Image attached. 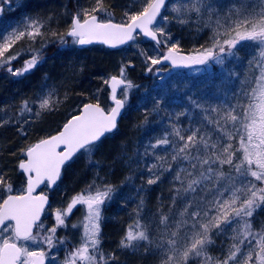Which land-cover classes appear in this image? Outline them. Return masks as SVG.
I'll list each match as a JSON object with an SVG mask.
<instances>
[{"label":"snow or ice","instance_id":"obj_1","mask_svg":"<svg viewBox=\"0 0 264 264\" xmlns=\"http://www.w3.org/2000/svg\"><path fill=\"white\" fill-rule=\"evenodd\" d=\"M167 2L141 0L136 11H125L124 19L114 22L105 0H94L89 7H78L64 31L51 28L50 16L29 18L13 31H9L11 26L0 30V67L7 66L13 76L37 67L48 36L62 46L71 38L75 45L100 43L113 49L143 36L155 42L160 53L149 55L143 49L138 53L147 73L164 71L155 66L165 61L173 68H190L209 62L223 66L231 57L244 66L243 72L228 70L229 78H239L240 88L227 101L213 104L191 91L186 93L189 111L169 113L170 120L174 116L178 121L180 116L199 110L188 127L172 122L141 155V159L151 156L155 160L146 166L150 173L147 185H156L165 173H171L167 211L158 204L155 213L146 215L141 198L116 250L105 252L101 247L102 213L106 202L116 195V185L93 180L64 207L52 211L51 226L41 219L45 207L50 206L49 196L37 189L55 186L64 165L77 153L89 163H98L93 156L102 138L117 129L131 90L139 87L129 78L133 62H121L115 75L103 79L110 106L102 107L98 97L96 102L83 103L56 134L20 149L24 158L17 168L24 175V187L14 189L11 178L0 170V264H46L54 248L64 250L62 260L57 261L55 253L51 256L56 264H123L121 256L126 252H140L155 258L156 264H264V224L254 227L253 221L257 210L264 208V0H234L228 6H218L212 0H186L171 5L175 13L171 19L176 23L194 21L211 29L207 45L189 53L167 30ZM100 12L106 13V18L96 15ZM38 38L39 48L30 46L31 57L14 69L11 65L20 51L12 53L13 46L23 39L34 45ZM242 42H251L250 58L240 56L245 46ZM67 99L66 92L61 98L56 88L42 86L35 98L21 101L15 119L18 133L26 139L36 119L57 111ZM149 112H167L166 94L153 99L142 125L149 122ZM10 123L5 117L0 127ZM156 149H163V154ZM78 205L83 206V217L70 224L69 217ZM69 227L80 229L78 242L57 235L58 229L67 231ZM217 238H223L220 245ZM213 247L221 254L212 255Z\"/></svg>","mask_w":264,"mask_h":264},{"label":"trees","instance_id":"obj_2","mask_svg":"<svg viewBox=\"0 0 264 264\" xmlns=\"http://www.w3.org/2000/svg\"><path fill=\"white\" fill-rule=\"evenodd\" d=\"M110 1L105 0V4L107 7L113 8ZM27 2L28 0H25L24 5L0 18V30L11 26L9 29L12 28V30L10 29L9 31H13L17 27L22 28L29 18L50 16L53 19L50 25L51 28L53 30L64 31L71 21V16H69V14L67 15L68 12L65 13L67 16L65 19L60 16L58 11L57 15L56 12L51 13L43 11L45 7L43 5L41 6V3H30L29 5ZM51 2L52 1L48 2L47 0L44 5L58 8V5L56 6ZM70 2H72V4H70L71 11L69 13L72 12L74 14L78 8H75L74 0H70ZM81 5L82 7L87 6L85 4ZM227 5L228 4H226V6ZM41 11L45 12V14L40 15ZM195 30H197V28ZM210 35V28H206L204 31L199 26L197 31L191 33V38H184L181 36L175 38L179 40L183 51L189 53L194 48L207 45ZM176 36L179 35L177 34ZM67 39L68 41L70 40V38ZM46 40L47 47L42 50L43 61L37 66L36 70H38L35 71L30 78H12L11 73L6 71V67L0 68V121L5 117H8L12 121V123L0 127V151L4 154L2 161L5 160V162L0 164L1 166L3 165L4 169H8V171L11 172L10 178L12 183L19 182L20 180L18 177L21 173L17 168V164L20 159L24 158L20 149L25 148L28 144L35 143L41 137L56 134V132L62 128L65 121H67L68 115L76 109L75 106L79 103L96 102L98 97L101 106H106L103 97L106 99L109 96V89L103 84V79L107 78L109 75H113L110 70L112 67L108 57L114 58V56H118L123 61L126 57L122 56V54L124 55L125 51L129 48L127 47L114 51L102 47V49H99L100 47L98 46L88 48L75 46L74 48H68L66 45L62 46L56 42L55 37L48 36ZM40 43L41 41L39 38L34 45H31V42L27 39L18 41L11 49L12 53H16L18 50L20 51L19 58L15 60L17 61L15 67H18L21 62L31 57V52L29 51L30 46L39 48ZM152 46L155 45L153 44ZM96 50H99L101 53H96ZM127 61H132L133 64L138 67L137 59L134 57H131L129 60L126 59L125 62ZM155 68L159 69L162 67L158 65L155 66ZM194 68L195 67L189 70H175L164 67V73L158 75L156 74L157 72L154 73L155 69L153 73H147L145 67L141 68L140 72H137V68L130 71V79L139 87L131 90L125 113L121 118L117 131L105 137L100 144L101 151H99L100 153L102 152L101 156L98 157V163L91 168L93 169L91 174L98 175V179L95 178V175H93V179H87V177H85L86 175H81L82 180H84L81 186L83 183H91L92 180H95L96 183L103 180L106 183L116 185L118 188L116 195L113 197V206H107L105 208L101 221V237L103 244L107 245L110 242L108 241L109 239H112V242L118 240L117 233L120 230L125 231L128 224L132 222L133 209L136 208L141 198H143L145 202L144 213L146 215L155 213L158 204H163L164 210L167 211L171 173H165L162 181L156 185L146 184V178L150 175L146 170V166L155 162V160L151 156L141 159L145 146L150 142L155 143L156 138L163 135L166 129H170V125L175 121V117L173 116V119L170 120L169 113L175 114L181 111H189L190 102L187 99L186 93L195 91L200 95L206 96L210 103L217 104L220 102L217 97H214L218 92L216 90L219 89L220 92L222 90L225 91L231 86L230 84L224 85V82L216 78L219 74L217 73L218 70L215 68L213 70H211L212 68L210 70H205L196 76L190 75ZM46 72L49 75V83L44 79V74ZM42 81L46 83L48 87L56 88L61 98H63L66 92L68 99L60 105L57 111L44 113L41 116V119L45 120L44 123L46 126L44 128H49L47 131H43L40 129L41 127L38 128V130L37 128L35 130L32 128L34 131L31 130L28 132L27 138L29 139L26 138L27 140L21 144L22 140L25 138L18 133L17 128L19 125L15 122L20 103L24 99L35 98V94L44 86ZM98 89L101 91L97 92ZM158 94H166L167 112H160L159 114L149 112V122L142 125L140 122L143 119L144 112L151 108L152 101ZM224 94L229 95V92H223V102L228 100V97L225 98ZM161 107H164V105ZM198 112L199 110H196L190 115L180 116L179 120L175 122L184 127H188L190 120L195 121L197 119ZM26 126L28 127V125H25V127ZM53 130H56V132L51 133ZM119 145L120 148H118ZM18 146L19 148L17 149ZM112 148L118 149L113 150ZM109 149L114 152H108ZM163 151V149H156V152L161 154H163ZM12 152H15V155H12ZM133 157H135V159L131 160L130 158ZM76 158L67 165L65 169H83L82 164H79V160L81 159L77 160ZM173 167L175 168V165H173ZM74 170L69 173L70 175L72 174V178H74ZM76 171L75 179L79 180L80 173L79 170ZM109 178H112V182L109 181L111 180ZM77 180H75V182H77ZM60 182L62 186V184H64L63 179L62 181L60 180ZM74 185L77 188L71 193L75 195L79 192L78 188L80 184ZM142 185L143 190H141ZM13 186L14 189H18L16 187L21 185L15 186L14 184ZM19 188H22V186ZM66 192L67 196L68 190ZM157 199H159V201H156ZM52 203L53 199L51 198V204ZM113 213L114 215L116 213L117 216L114 217ZM259 213L263 220L262 224H264V212L261 211ZM108 218L112 220L109 221ZM122 234L123 232L120 234L119 238H121ZM140 255L141 260H138V262L131 260V262H135L134 264H149L145 257L142 258L143 254L140 253ZM122 262H126V260L123 259Z\"/></svg>","mask_w":264,"mask_h":264},{"label":"rangeland","instance_id":"obj_3","mask_svg":"<svg viewBox=\"0 0 264 264\" xmlns=\"http://www.w3.org/2000/svg\"><path fill=\"white\" fill-rule=\"evenodd\" d=\"M47 0H28L27 4L30 5V3H41V6L43 5L45 7V9H43V11H48V12H56V15H57V11L58 13L60 14L61 17H67L65 13H67V15L69 14V16H71L72 18V15L73 13H69L71 11V6L70 4H72V2H70V0H48L49 1H52L56 6L58 5V9L57 7H51V6H45L44 4H46ZM110 1V0H109ZM51 2V3H52ZM75 2V3H74ZM74 5H75V8H78V7H82L81 4H85L87 5L86 7H89L93 2L94 0H74ZM113 5L111 7H108V11L112 13V19L114 22H121L123 19H124V12L125 11H136L139 6H140V3H141V0H114V1H110ZM186 0H175V1H170L166 8L168 9V12L167 14L169 15L170 17V20L167 22V30L171 32V35H172V38L174 40H177L175 37H184V38H191V33H194L195 31L198 30L199 26L205 31L207 27H203L202 25H197V23H195L194 21H190L188 24H179V23H176L175 20H172L171 17L175 15V13L171 12L170 10V6L171 5H174V4H181V3H185ZM213 3L217 4L218 6H226V4L230 5L231 3L234 2V0H212ZM25 4V0H0V9H2V12H0V18L1 17H4L5 15H8L10 13H12L13 11H15L18 7L22 6ZM48 5V4H47ZM227 5V6H228ZM43 8V7H42ZM41 14H45V12H40V15ZM165 14V13H163ZM97 16L101 17L102 19L106 18V13H103V12H100V13H96ZM55 18V17H54ZM57 18V17H56ZM66 19V18H65ZM26 20V19H25ZM53 20V19H52ZM56 20V19H55ZM25 23V22H24ZM160 23H165L163 21H160ZM197 28V30H195ZM205 28V29H204ZM12 30V28H10ZM9 29V30H10ZM185 32V33H184ZM179 35V36H176V35ZM183 35V36H182ZM251 42H245L243 43L245 46L243 47L242 51L240 52V56L241 57H245V56H248L250 58V56L252 55L253 53V49L252 47H250ZM135 45H139V47H136ZM153 43L152 42H148V41H145L142 37H139L132 45L129 46L128 50L125 51V54L122 56H125L127 60H129L131 57H134L135 59H137V64H138V67H136L135 65V68H137V72H140L141 71V68L145 67L144 63H143V60H142V57L138 54L140 52L141 49L145 50L148 52L149 55H159L160 53L156 50L155 46H152ZM75 46H78V45H75L71 42V38L69 40V43L66 45V47L68 48H74ZM240 47V46H238ZM103 48V47H102ZM101 47L99 49H102ZM97 51V52H96ZM94 52L100 54L101 52L99 50H96ZM93 52V53H94ZM104 55V54H102ZM108 57V56H106ZM46 59V58H45ZM106 59V58H105ZM108 59L110 60V65L112 67L111 72L113 75H115L118 71V68H119V65L121 64V62H125V60H121L120 57L118 56H114L113 57H108ZM141 59V60H140ZM43 61V57L40 61V63ZM23 62H21L19 64L18 67H15L17 65V61H13L12 62V67L14 69L16 68H20L21 65H22ZM39 63V64H40ZM168 63V62H167ZM38 64V65H39ZM37 65V66H38ZM245 65H246V61H245ZM162 66V65H161ZM171 65L168 63L167 66H162V68H159V69H164V67L166 68H171L170 67ZM7 67V66H5ZM5 67H0V68H5ZM195 67L194 69H192L193 71H191L192 73H190V75H198V74H201L202 72H204L205 70H213L214 68L217 71V74L218 76L216 77L218 80L220 79L222 82H224L223 84L224 85H227V84H230V88H227L225 91L229 92V95L227 94H224V97L228 99L231 98L232 94L234 91H238L239 88H240V82H239V78H229L228 77V70L229 69H234V70H237L239 72H243L244 71V66H242L238 61H236L235 59L233 58H228L224 65L221 66L219 64H216L214 62H209L208 65L204 66V65H198V66H193ZM37 68V67H36ZM35 69H33L31 72L29 73H25L24 75L22 76H13L11 75L12 78H20V77H28L30 78L34 73L35 71H37ZM48 69V68H47ZM50 70V69H48ZM156 73V71L154 72ZM164 71H160L159 73H156L157 75L158 74H163ZM5 74V73H4ZM130 75L131 73L129 72V78H130ZM215 76V75H214ZM44 79L47 81V83H49L50 79H49V75L47 74V72L44 74ZM30 80V79H29ZM49 80V81H48ZM221 82V83H222ZM43 83V81H42ZM44 85H47L46 83H43ZM34 89V88H33ZM218 91L214 97L219 100L220 103H223V100H222V97H223V92L225 91H221L218 89L216 90ZM120 96V95H119ZM104 101L106 102L105 103V108H107L108 106L111 105L110 103V97L108 96L106 99L103 97ZM227 100V99H226ZM83 103H79L78 105L75 106V110L72 111V113H70L68 115V119L69 117H71V115H74L77 113V109L82 105ZM43 121V122H42ZM45 120L38 118L36 119L32 124H31V128H30V131L33 130L32 128H34V130L37 128H40L42 129L43 131H47L49 128H44L46 125L44 123ZM66 122V121H65ZM27 127V126H26ZM33 130V131H34ZM56 132V130H53L51 133H54ZM29 139V138H27ZM27 139H23L21 144L24 143V141H26ZM19 144V145H21ZM19 148V146L17 147V149ZM101 147H99L98 151H96V153L94 154L93 156V159L95 161L98 162L99 158L101 156ZM120 148V145L119 147ZM118 148H115L113 150H117ZM1 149V148H0ZM15 149V148H14ZM7 150H10V149H7ZM100 150V151H99ZM110 153H113L114 151H111V149H109ZM100 153V154H99ZM99 154V155H98ZM4 156V154L0 151V163H3L5 162V160L2 161V157ZM77 157V158H76ZM75 158L78 160V159H81L79 160V164H82V168L83 169H76V170H79V180L75 179L76 177V170L74 169H64L63 171V174H62V178H61V181L63 179V182L64 184H62V186L60 185L61 182L58 184L60 186H57L54 190H49L48 188H45L43 191H45L48 196H50L52 199H53V203L49 206L47 212H46V216H45V219L43 220L45 225L46 226H51L53 223H54V218L52 216V211L55 209V208H60V207H64L66 205V203L70 200L71 197H73L74 194H72L71 192H73L77 187H75L74 184H80L79 185V192L86 188L89 183H83L82 186H81V183L84 182V180H82L81 178V175L83 174L85 177H87V179H91L93 177V175L95 174H91V172L93 171V169H91L95 164H92V163H89L88 162V159L86 156L84 155H77ZM74 158V159H75ZM131 160H134L135 157L133 158H130ZM0 170H3L6 172L7 176L8 177H11V172L8 171V169H4L3 168V165L1 166L0 164ZM72 170H74V178H72V174L70 175L69 173L72 172ZM21 173V172H20ZM69 174V176H68ZM89 176H88V175ZM98 174V173H97ZM20 180L19 182H13V185L15 184V186L17 185H21L22 187H24L23 185H25V178H24V175L21 173L20 176L18 177ZM72 178V179H71ZM95 178L98 179V175H95ZM77 180V182H75V180ZM93 179V178H92ZM112 182V178H109ZM93 181V180H92ZM92 183V182H91ZM103 183H106L104 182L103 180H101V182L97 183V184H103ZM21 186H17L16 188H19ZM81 186V187H80ZM68 190V195L66 196V191ZM70 191V192H69ZM77 192V193H79ZM76 195V194H75ZM156 201H159V199H157ZM112 207L113 206V199L112 201L110 202H106V204L104 205V208H103V213H102V216L105 212V208L106 207ZM116 210V209H115ZM113 210V211H115ZM264 212V208L262 209H258L257 212L255 213V217H253V221H254V227H259L263 222L261 216H260V213L259 212ZM259 213V214H258ZM83 206H80L78 205L76 209L73 210V214L69 217V222L70 224L71 223H76L78 222L82 217H83ZM119 214V213H117ZM114 215V213H113ZM116 213L114 215V217H116ZM109 221H111L112 219L108 218ZM121 225V224H119ZM118 225V226H119ZM120 228V227H118ZM124 233L123 230H120L117 234H118V240H115L112 242V239H109L108 241H110L107 245L106 244H101V247L105 250V252H108V251H112V250H116V245H117V242L119 241V236L121 233ZM79 233H80V229H72L71 227H69V229L67 231L63 230V229H58V232H57V235L58 236H63V235H67L69 237V239L73 242V243H76L78 242L79 240ZM222 239L223 238H217L216 239V244L217 245H220L222 243ZM224 243H227L226 240L223 241ZM113 243V244H112ZM32 247H36L35 245H32ZM53 253L56 254V260H62L63 259V256H64V250L63 248H60V249H53L52 250V253H49V259L47 260V264H56V261L52 260L51 259V256L53 255ZM211 253L212 255L214 256H217V255H220V251L217 247H213L211 249ZM145 257V259L148 260V263L149 264H156V261H155V258H150V257H147L145 255H142V258ZM125 259L126 262H123V264H134L135 262H131L132 261H136L138 262V260H141V255L140 253H136V254H131V253H124L122 256H121V261ZM137 264V263H136Z\"/></svg>","mask_w":264,"mask_h":264},{"label":"water","instance_id":"obj_4","mask_svg":"<svg viewBox=\"0 0 264 264\" xmlns=\"http://www.w3.org/2000/svg\"><path fill=\"white\" fill-rule=\"evenodd\" d=\"M169 1H170V0H168V2H169ZM168 2H167V3H168ZM167 3H166V5H167ZM162 14H163V12H162ZM142 37H143V36H142ZM144 38H145V37H144ZM145 39L148 40V41H151V40H149L148 38H145ZM151 42H153V41H151ZM131 43H132V42H129L128 44H126V45H122V46H120L119 48H115V49H113V48H109L107 45L100 44V43H93V44H91V45H85V46H80V45H78V46H79V47H82V48H86V47H90V46H93V45H102V46L106 47V48L109 49V50H119V49L125 48L126 46H128V45L131 44ZM154 43H155V42H154ZM243 43H245V42H242V44H243ZM238 46H239V45H238ZM165 63H167V61H165ZM165 63H164V64H165ZM190 68H191V67H190ZM178 69H180V70H187V69H189V68H186V67H180V68H178ZM117 95H118V97H119L120 92H118ZM110 103L112 104L111 100H110ZM125 109H126V107H125ZM125 109L123 110V112H122V114H121V117H120L119 120H118V127H119V123H120V121H121V118L123 117V115H124V113H125ZM118 127H117V129H118ZM117 129H116L114 132H112V133H108V134H106L105 137H107L108 135H111V134L115 133V132L117 131ZM105 137H103L102 140H103ZM79 154H80V153H77V155H79ZM77 155H76V156H77ZM76 156H74V157L72 158V160L68 161V162L64 165V168L62 169L61 177H62V174H63V171H64L65 167H66L68 164H70ZM60 180H61V178H60ZM60 180L57 181V184H56L55 186H52L51 188H49V190H54V189L56 188V186L59 184ZM44 189H45V186H44V185H41L40 188L37 189V193H39L40 191H42V190H44ZM49 205H51V198H50V197H49ZM48 208H49V206H46V207H45L44 214L42 215L41 219H43V217H44V215H45V212H46V210H47Z\"/></svg>","mask_w":264,"mask_h":264},{"label":"flooded vegetation","instance_id":"obj_5","mask_svg":"<svg viewBox=\"0 0 264 264\" xmlns=\"http://www.w3.org/2000/svg\"><path fill=\"white\" fill-rule=\"evenodd\" d=\"M46 264H47V260H46Z\"/></svg>","mask_w":264,"mask_h":264}]
</instances>
